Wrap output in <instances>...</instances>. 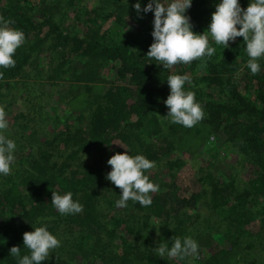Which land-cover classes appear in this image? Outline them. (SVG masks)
I'll return each mask as SVG.
<instances>
[{
    "label": "trees",
    "instance_id": "16d2710c",
    "mask_svg": "<svg viewBox=\"0 0 264 264\" xmlns=\"http://www.w3.org/2000/svg\"><path fill=\"white\" fill-rule=\"evenodd\" d=\"M220 2L192 0L185 12L192 30L208 35L215 54L164 69L147 56L153 12L138 16L132 5L126 19L124 0H0V17L25 35L13 55L15 66L0 67L4 110L22 98L19 82L34 59L45 61L39 77L69 86L48 108L27 106L11 118L17 126L14 152H21L11 173L0 174V264H18L9 255L14 245L21 256L30 255L23 234L39 226L60 241L41 264H181L156 254L160 242L172 246V237L198 243L201 257L194 264H264V58L253 75L243 37L226 48L214 42L208 26ZM238 2L246 9L251 0ZM57 3L62 11L55 16ZM104 67L114 73L108 85L101 77ZM239 70L246 78L242 89L234 78ZM174 74L190 76L184 91L195 94L205 113L191 128L172 123L168 107L160 105ZM208 125L222 134L233 156L251 166L241 183L214 172L210 161L182 172ZM9 133L3 130L7 139ZM119 144L155 162L145 172L159 186L149 194L150 206L131 200L116 206L121 190L105 177L109 158L125 152ZM201 145L198 153L205 152ZM185 174L190 183L180 180ZM53 191L71 192L82 212L60 214L51 203Z\"/></svg>",
    "mask_w": 264,
    "mask_h": 264
},
{
    "label": "clouds",
    "instance_id": "9594fccd",
    "mask_svg": "<svg viewBox=\"0 0 264 264\" xmlns=\"http://www.w3.org/2000/svg\"><path fill=\"white\" fill-rule=\"evenodd\" d=\"M191 4L192 0H169L168 3H164V0H149L141 8L137 0L134 5L138 16L141 12L154 13L151 33L153 43L147 56L159 62L157 64H162L164 69H171L177 64H189L215 54V48L209 46L208 35L192 30L190 17L185 15ZM10 24H14V21L0 17V67L6 69L15 66L13 55L25 41L23 31L10 28ZM208 32L214 42L224 45V48L229 46V41L243 37L249 57L247 67L253 75L260 72L257 61L264 58V0H251L246 9H242L238 0H222L212 13ZM190 80L188 75H170L167 78L170 94L164 101L171 122L187 128L195 126L205 116L201 105L196 102L195 94L184 91L185 83H190ZM5 116L4 108L0 107V174L9 175L10 166L15 162L13 152L16 144L3 134V130L8 127ZM119 145L125 152H117L109 158L107 163L111 171L105 177L121 190V198L116 201V206L127 207L129 200L139 202L141 206H150L153 201L149 194L158 192L159 186L151 182L145 172L154 168L155 162L141 154L130 155L128 149ZM51 203L62 215L78 214L83 210L82 204L73 200L71 192L60 195L53 191ZM171 240L173 243L170 248L163 242L156 246V254L161 259L167 256L181 261L188 257H198V243L193 238L185 237L182 241L172 237ZM23 245L30 255L21 256V247L15 245L9 249V255L16 257L18 264H41L60 246V241L46 226H39L23 234Z\"/></svg>",
    "mask_w": 264,
    "mask_h": 264
},
{
    "label": "rangeland",
    "instance_id": "374dc122",
    "mask_svg": "<svg viewBox=\"0 0 264 264\" xmlns=\"http://www.w3.org/2000/svg\"><path fill=\"white\" fill-rule=\"evenodd\" d=\"M136 3H137V0H124V11L127 12V14L125 15L126 19L127 17L130 18V12H128L129 6H132V5L134 6ZM61 5L62 4L60 3L55 4L56 6L55 16L59 12L62 11L60 7ZM146 5L147 4H145L144 2V5L141 6V8L145 7ZM143 14H146V13H143ZM71 15L72 14L70 12L69 17L65 20V21H68L67 22L68 24L72 22ZM38 63H42V64L39 65ZM43 63H45V61L38 62L37 60L34 59L27 66L26 77H24L23 80L19 82V85L22 87V90H23V96L20 100L19 98L16 101L12 100L11 104L9 105L8 110L5 111V114H6L5 118L8 123V127L6 130L10 132L9 133L10 136L8 139H11L12 141H14L12 137V133L14 132V129L17 127V126H14L13 122L11 121V118L13 115L17 114L19 111H22L24 113L27 112V106L30 107L31 109L38 108V111L40 112L42 107H44V105L45 107H47V105L49 106V104H54L57 100V94L58 93L64 94L66 92V89L69 87L67 86L68 82H61V81L56 82L55 81L52 83L51 81L47 80L44 75L39 77L37 75L38 68H40V66L44 68V66H42ZM76 63L77 64L79 63V65H81L80 62H76ZM103 72L104 74L101 75V77L103 78V83H105V85H108L109 82H107V80L113 79L114 73L112 71L108 72L107 67L103 68ZM234 78L239 88L242 89L245 87L246 78L244 77V74L241 70L237 71ZM255 98H258V97L255 96ZM7 102L8 100L6 102L2 101L0 107H3ZM160 105L161 106L164 105V100H161ZM212 130L213 129L209 125L207 127H203L200 143L198 142V144L199 145L202 144L203 146H205L204 147L205 152L203 151L202 153H198L197 148L199 146L197 144L195 146L194 152L192 153L193 157L190 158L187 165L184 166V168L182 169V172L183 170H185L186 173L193 172L196 170L197 165L199 164L200 161H204L205 165L207 164L208 161H210L211 169L214 172L216 171L217 173H221L224 176L233 178L236 180V183L238 184L241 183L242 180L250 176L251 166L248 165L246 160L243 159L242 157L238 158V156H233V150H231V146H229L227 141L223 139L222 134L219 133L218 131L216 132L215 130L213 131ZM25 132L26 133L29 132V129H26ZM217 142L220 143L219 147H217V144H216ZM36 147H35V151H37ZM224 148L225 149L230 148L226 156H225ZM20 152L13 153L15 159H18L20 157ZM213 152H217V155L211 158L210 156L212 155ZM185 157L186 159H188L187 155ZM16 167L21 169L20 165ZM24 167L25 166H23L22 168ZM186 176L187 178H189V174H185V178L184 179L181 178L180 180L181 181L184 180L185 182H187L189 179L186 180ZM189 183H190V180H189ZM120 198L121 197H119V199ZM256 227L257 225L255 223V228ZM198 253H199L198 257H188L178 262L181 264H194L201 257V252H198ZM235 255L242 257L243 254L237 252L235 253Z\"/></svg>",
    "mask_w": 264,
    "mask_h": 264
}]
</instances>
